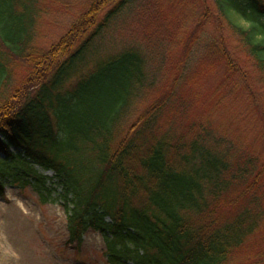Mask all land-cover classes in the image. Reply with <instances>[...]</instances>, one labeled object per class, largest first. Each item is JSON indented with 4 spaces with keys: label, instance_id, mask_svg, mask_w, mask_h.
Wrapping results in <instances>:
<instances>
[{
    "label": "trees",
    "instance_id": "trees-1",
    "mask_svg": "<svg viewBox=\"0 0 264 264\" xmlns=\"http://www.w3.org/2000/svg\"><path fill=\"white\" fill-rule=\"evenodd\" d=\"M84 1L43 48V0H0V194L7 182L30 185L45 203L56 190L35 166L52 170L64 247L78 254L84 235L97 232L105 264L263 259L264 250L249 253L264 224V166L250 156L232 161L196 121L179 132L166 123L173 83L132 113L148 85L143 55L126 47L97 57L96 47L134 0ZM213 2L264 83V0ZM221 54L227 81L234 65Z\"/></svg>",
    "mask_w": 264,
    "mask_h": 264
},
{
    "label": "rangeland",
    "instance_id": "rangeland-1",
    "mask_svg": "<svg viewBox=\"0 0 264 264\" xmlns=\"http://www.w3.org/2000/svg\"><path fill=\"white\" fill-rule=\"evenodd\" d=\"M82 2L43 0L37 32L43 48L66 32ZM220 41L227 50L220 49ZM188 43V56H184ZM126 47H135L143 55L148 84L132 113L141 111L173 83L166 123L172 120V127L179 132L196 121L207 131L212 145V138L220 141L217 150L230 151L232 161L250 156L264 166V83L213 0H134L104 33L96 47L97 57ZM221 51L234 65L227 81ZM92 63L89 61L87 68ZM18 73H22L20 69ZM144 95L149 97L147 102ZM35 168L50 178L56 191L40 203L30 185H4L0 194V264H105L104 243L97 232L84 235L78 254L64 247L67 229L59 197L61 186L52 170ZM263 233L264 224L253 239L249 254L253 253L254 259L264 250V239H259ZM251 264H264V258Z\"/></svg>",
    "mask_w": 264,
    "mask_h": 264
}]
</instances>
